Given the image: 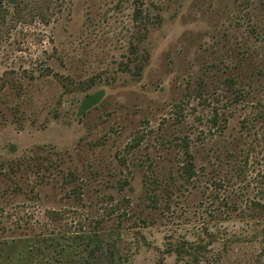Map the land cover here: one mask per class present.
<instances>
[{
    "label": "rangeland",
    "instance_id": "obj_1",
    "mask_svg": "<svg viewBox=\"0 0 264 264\" xmlns=\"http://www.w3.org/2000/svg\"><path fill=\"white\" fill-rule=\"evenodd\" d=\"M4 3L0 0V164L27 156L89 165L99 171L91 179L102 189L98 208L125 195L139 211L141 171L130 179L132 192H118L115 183L128 175L118 155L143 133V147L151 146L147 150L157 156L156 139L173 131V102L187 105L189 122L205 112L198 99L186 95L199 78L213 73L210 65L226 70L240 55L250 56V44L264 54V42L250 36V11L258 13L252 17L264 35V0H20L18 8ZM136 9L145 12L144 20L135 19ZM136 60L141 70H135ZM62 76L94 78L93 88L104 91L101 101L85 116L76 114L75 93L64 92ZM184 193L153 223L130 220L119 230L98 232L90 246L102 243L101 261L75 230L56 235L48 229L34 245L23 237H0V264H106L108 255L113 264H156L165 242L206 243L209 232L219 238L207 244L208 258L199 264H264L263 233L250 237V222L236 212L229 217L213 212L205 184ZM54 205L47 197L42 209ZM66 215L73 226L81 209ZM189 258L177 262L166 256V263L187 264Z\"/></svg>",
    "mask_w": 264,
    "mask_h": 264
},
{
    "label": "trees",
    "instance_id": "obj_2",
    "mask_svg": "<svg viewBox=\"0 0 264 264\" xmlns=\"http://www.w3.org/2000/svg\"><path fill=\"white\" fill-rule=\"evenodd\" d=\"M4 1L6 8L20 5V0ZM257 14L250 11V36L264 42L259 22L252 17ZM134 16L136 20H144L145 12L136 9ZM140 60L134 61L135 70H141ZM212 66L213 73L207 79L199 78L186 95L198 99L205 112L189 122L187 105L173 102V131L169 137L160 135L156 139L155 146L161 150L157 156L147 150L151 146L143 147V133L127 145L125 155H118L119 164L128 174L115 183L118 192H132L130 179L134 178L135 170L141 171L139 211L125 195L114 203H101L98 208L96 198L102 189L93 187L91 179L99 171L90 170L89 165L69 166L63 157L56 161L45 157L11 158L0 164V237H23L26 245H34L45 230L56 235L75 230L76 236L90 247L89 252L97 256L103 250L102 243L90 245L99 237L98 232L119 230L130 220L153 223L190 186L200 183L209 190L207 199L215 206L213 212L228 217L230 212H236L240 220L250 222V237L264 234V54L257 53L250 44V56L240 55L233 66L224 70L212 64L208 69ZM61 78L64 92L75 93L71 104L80 116H85L104 95L103 89L93 88L92 77ZM195 130L197 134L192 136ZM36 175H39L37 182L31 181ZM21 195L23 198L18 199ZM47 197L56 205L42 209ZM71 208H80L81 217L69 227L65 220ZM18 229L21 231L16 235ZM209 234L206 243L192 239L165 242L156 264H167L166 256L172 255L177 262L189 256L187 264H199L208 258L207 244L218 241L217 233ZM109 246L113 257L114 246ZM97 258L102 260L101 256ZM106 258V264H113L109 255Z\"/></svg>",
    "mask_w": 264,
    "mask_h": 264
}]
</instances>
